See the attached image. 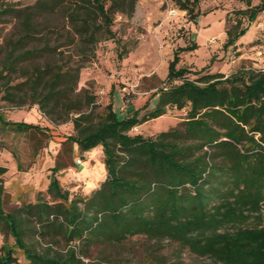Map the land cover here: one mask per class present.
Listing matches in <instances>:
<instances>
[{"label": "rangeland", "instance_id": "rangeland-1", "mask_svg": "<svg viewBox=\"0 0 264 264\" xmlns=\"http://www.w3.org/2000/svg\"><path fill=\"white\" fill-rule=\"evenodd\" d=\"M111 1L119 2L112 24L114 37L88 42L83 28L96 30L98 19L80 5L82 0H0V71L4 74L0 114L8 121L40 126V130H17L0 119V165L7 167L1 175L4 208L16 215L25 244L49 257L65 258L74 249L85 263L226 264L194 251L176 236L132 233V217L116 224L102 207L90 211L82 238L71 237L66 229L69 202L78 198L85 207L103 185L107 169L102 146L81 152L67 137L78 132L75 117L88 114L84 123L97 124L110 102L120 118L136 109L142 117L153 109L159 88L167 85L175 50L194 41L198 47L181 51L178 64L192 71L204 69L201 74L188 73L191 79L241 69L264 71V11L250 22L243 1L200 0L195 23L173 0ZM237 16L249 29L236 45L226 47L227 28ZM46 93L50 99L43 98V104L36 101ZM188 111L189 107H168L163 115L128 133L156 138L162 131L182 130ZM55 165L62 189L69 192L68 201L50 187ZM215 176L225 179L220 171ZM94 202L99 206V197ZM149 202L146 197L144 203ZM126 228L131 233L124 234ZM4 244L26 261L24 250L2 227L0 247Z\"/></svg>", "mask_w": 264, "mask_h": 264}, {"label": "trees", "instance_id": "trees-1", "mask_svg": "<svg viewBox=\"0 0 264 264\" xmlns=\"http://www.w3.org/2000/svg\"><path fill=\"white\" fill-rule=\"evenodd\" d=\"M107 1L82 0L80 4L98 19L96 30L83 28L88 42L114 37L112 24L119 2ZM173 1L186 11L189 20L197 22L200 0ZM240 1L248 5L243 13L250 22L264 11V0L254 5L253 0ZM234 21L227 28L226 47L236 45L249 29L241 17ZM197 47L194 41L175 50L167 85L159 88L154 108L142 117L136 109L120 118L110 102L97 124L84 123L88 114L74 118L78 132L67 139L81 152L102 146L107 177L85 207L78 204V198L69 202L66 229L71 237L82 238L90 211L102 207L113 223L132 217V233L176 236L194 251L226 264H264V71L241 69L230 75L215 72L191 79L188 73L201 74L204 69L179 67L180 52ZM3 75L0 71V79ZM43 98L48 100L51 95L46 93L36 101L43 104ZM168 107H189L184 129L162 131L156 138L128 133L132 127L163 115ZM0 119L17 130H40L34 123L8 121L1 114ZM216 151L220 155H214ZM219 158L222 162L215 161ZM52 170L51 189L68 201L69 192L62 189L56 176L59 166ZM6 171L7 167L0 165V228L8 229L27 259L20 261L15 249L4 244L0 264H104L85 263L74 249L62 258L29 248L16 215L3 205L1 175ZM219 171L225 179L215 176ZM94 197H99V206ZM146 197L151 200L148 204L144 203ZM92 218L101 221L96 215ZM124 231L131 233L127 228Z\"/></svg>", "mask_w": 264, "mask_h": 264}, {"label": "built area", "instance_id": "built-area-1", "mask_svg": "<svg viewBox=\"0 0 264 264\" xmlns=\"http://www.w3.org/2000/svg\"><path fill=\"white\" fill-rule=\"evenodd\" d=\"M78 162L81 163L82 161L79 159Z\"/></svg>", "mask_w": 264, "mask_h": 264}]
</instances>
